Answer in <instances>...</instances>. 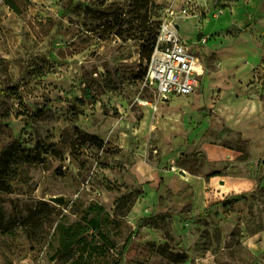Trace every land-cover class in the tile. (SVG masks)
I'll list each match as a JSON object with an SVG mask.
<instances>
[{
    "label": "rangeland",
    "instance_id": "rangeland-1",
    "mask_svg": "<svg viewBox=\"0 0 264 264\" xmlns=\"http://www.w3.org/2000/svg\"><path fill=\"white\" fill-rule=\"evenodd\" d=\"M152 1L153 21L175 10L204 61L189 96L144 84L150 43L134 15L118 36L85 11L128 18L132 0H0V152L18 145L0 191V264H264V66L241 80L251 24L203 32L247 0ZM91 204L116 248L58 254L59 227Z\"/></svg>",
    "mask_w": 264,
    "mask_h": 264
},
{
    "label": "trees",
    "instance_id": "trees-1",
    "mask_svg": "<svg viewBox=\"0 0 264 264\" xmlns=\"http://www.w3.org/2000/svg\"><path fill=\"white\" fill-rule=\"evenodd\" d=\"M130 9L131 10H129V13L131 17L128 18H121L122 11H120L119 15L115 13L113 16L102 10L88 9L85 11L91 16H95L94 21H97V23L98 21H101L103 24L108 23L111 29H117L116 33L118 34V36H122L123 33L127 31L124 28L126 23L130 27H132V25L130 24L132 20H129V18H132V16L134 15L137 21V23L135 24L136 29H140L141 33L146 35V39L149 40L150 43L149 50L147 51L148 61L155 43L157 29L159 26V21H153L152 18V16L155 15L154 13L156 5L152 0H132V2L130 3ZM74 133L78 143L94 146L99 150L104 148L105 143L98 136L83 132L78 128H75ZM17 151L18 145L13 142L0 152V191H11V186L6 181V178L11 172L14 163L16 162ZM103 211L104 209L102 206H99L97 204H91L81 217V221L84 224L79 223L75 226L68 227L60 226V249L63 248L64 252L58 250L57 253H62V255L64 256H69L70 254H72L71 251L72 249H74L73 245L76 243H78L79 248L82 249V251L84 252L83 255L86 254V256H91V254L95 253L97 250L105 248L115 249L116 245L113 240L108 236L107 233L103 232L102 230L104 218H100L99 216L103 213ZM92 213L94 214L90 216ZM0 218V223H2L3 217L1 216V214ZM37 219H39V215H37V212L34 210L29 213L25 218H23V221H29L34 226L38 223V221H36ZM87 228H92L96 231V234L91 235L90 239L87 235H84V232ZM114 264H119V261L117 260Z\"/></svg>",
    "mask_w": 264,
    "mask_h": 264
},
{
    "label": "built area",
    "instance_id": "built-area-1",
    "mask_svg": "<svg viewBox=\"0 0 264 264\" xmlns=\"http://www.w3.org/2000/svg\"><path fill=\"white\" fill-rule=\"evenodd\" d=\"M185 15L187 8L182 10ZM160 20L155 43L146 63L143 82L162 99L193 94L205 73L204 61L179 35L175 10ZM193 43L196 41H192Z\"/></svg>",
    "mask_w": 264,
    "mask_h": 264
},
{
    "label": "crops",
    "instance_id": "crops-1",
    "mask_svg": "<svg viewBox=\"0 0 264 264\" xmlns=\"http://www.w3.org/2000/svg\"><path fill=\"white\" fill-rule=\"evenodd\" d=\"M243 24H251L249 26L251 31L248 32V41L244 46L245 59L238 69L241 80L248 81L249 78L254 80L252 76L257 73L254 70L256 67L261 69L262 65L264 66V0H247L243 7L225 11L221 18L210 19V23L203 32L206 36H210L208 30H217L215 32L222 34L227 25L241 26ZM203 32L201 33L204 34ZM253 85H258V83L251 84ZM259 101L264 108V99H259Z\"/></svg>",
    "mask_w": 264,
    "mask_h": 264
},
{
    "label": "water",
    "instance_id": "water-1",
    "mask_svg": "<svg viewBox=\"0 0 264 264\" xmlns=\"http://www.w3.org/2000/svg\"><path fill=\"white\" fill-rule=\"evenodd\" d=\"M201 36H202V33L200 32L197 34L196 37L198 40H200ZM182 173L184 174V171H182ZM50 200L53 202H56V203H62L63 202V199L60 197H51Z\"/></svg>",
    "mask_w": 264,
    "mask_h": 264
}]
</instances>
